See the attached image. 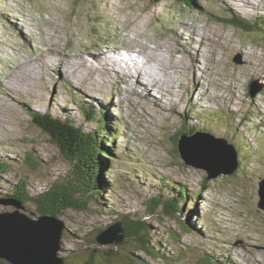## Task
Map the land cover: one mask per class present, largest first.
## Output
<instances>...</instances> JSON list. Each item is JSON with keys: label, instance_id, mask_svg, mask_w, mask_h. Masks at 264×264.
Here are the masks:
<instances>
[{"label": "rangeland", "instance_id": "rangeland-1", "mask_svg": "<svg viewBox=\"0 0 264 264\" xmlns=\"http://www.w3.org/2000/svg\"><path fill=\"white\" fill-rule=\"evenodd\" d=\"M234 15L258 24L264 0H169L155 6L150 0H0V163L7 166L0 175V200H11L3 196L20 178L34 196L71 173L61 150L33 125L32 112L84 120L79 104L85 103L98 114L105 109L122 126L102 194L87 211L68 210L60 218L66 224L60 256L67 264H87L90 250H97L100 264H123L130 253L149 264H167L169 257L173 264H197L206 252L228 264H264V210L258 207L264 90L250 95L252 83L264 85V32L231 25ZM142 49L164 62L155 69L160 78L161 69L167 75L162 92L125 84L116 76L123 75L120 67H105L103 54L128 60L132 50ZM88 56L92 61L82 65ZM136 59L141 62L140 54ZM147 67L152 71L155 64ZM189 112L191 124L199 127L193 137L210 134L235 148L234 175L209 179L206 169L182 159L174 137L188 126L183 117ZM29 154L38 163L34 167ZM180 188L189 193L181 205L188 233L162 208L149 213L145 205L161 191L167 200ZM200 188L205 191L198 197ZM24 208L20 211L39 218L32 203ZM16 210L0 205L1 213ZM130 213L149 225L151 242L167 261L128 243H97L99 231ZM0 264L9 263L0 259Z\"/></svg>", "mask_w": 264, "mask_h": 264}, {"label": "trees", "instance_id": "trees-1", "mask_svg": "<svg viewBox=\"0 0 264 264\" xmlns=\"http://www.w3.org/2000/svg\"><path fill=\"white\" fill-rule=\"evenodd\" d=\"M167 1L169 0H150L154 6ZM175 1L179 4L186 0ZM191 1L194 3V0ZM190 9L191 13H193V9ZM165 18L167 24L170 25L171 15L168 14ZM262 19L258 24H251L245 23L237 15H234L229 20V23L237 28H243L248 31L256 29L253 32L260 35L259 31L264 32V18ZM79 105L84 120H78L74 116H70V114L66 115L65 119L55 117L52 113L42 114L32 112L31 114L33 125L37 126L50 137L51 141L61 150V153L71 165V173L66 179L51 183L47 188H44L34 196H31L28 190L29 183L26 178H20L18 184L14 186L13 192L3 196L7 199L20 202L23 206L32 203L35 217L54 214L60 219L63 213L68 210L87 211L90 205L95 204V201L102 194L103 185L107 183V181L104 182L105 172L114 161L112 157H114L117 148L116 140L119 138L120 131L122 130L121 123L111 122L110 114L105 109L101 110V113L98 114L94 105L87 106L85 103ZM189 114L190 112L187 113L186 117H183L188 126H185L186 128L174 137L176 144L180 142L182 136H186L187 134L193 136L199 132V127L191 124ZM196 117L205 121L202 115L196 114ZM84 121L93 124V128L84 126ZM205 129L207 130V128ZM27 159L32 167L38 164L33 155L29 154ZM6 170L7 166L0 163V175L5 173ZM171 184L173 185V183L165 181L163 185L171 186ZM204 191V188H200L197 191V196H201ZM164 193L161 191L160 195L152 198L145 204L147 211L149 213H156L158 209L162 208L164 214L176 218L178 222L183 224L182 230L185 233L190 232L191 229L182 221L183 208H181V205L188 202L189 193L184 188H180V190H174L173 197L166 198L167 200H164ZM60 220L63 221L62 219ZM119 222L122 223L125 229V243H128L137 252L146 253L153 260L167 261L168 256L157 250V247L152 244V234L149 225L143 219H139L137 214L130 213L121 216L113 225ZM102 232L103 230L99 231V233ZM175 240L178 241L176 238ZM96 255L97 250H90L88 252L87 264H100V262L97 263L95 260ZM129 255L128 260L123 264H149L145 259L134 253H130ZM222 260H217L213 254L206 252L198 260L197 264H228V261ZM175 261V259L169 257L165 263L173 264ZM110 264L113 263L111 262Z\"/></svg>", "mask_w": 264, "mask_h": 264}, {"label": "water", "instance_id": "water-1", "mask_svg": "<svg viewBox=\"0 0 264 264\" xmlns=\"http://www.w3.org/2000/svg\"><path fill=\"white\" fill-rule=\"evenodd\" d=\"M237 63L240 60H236ZM264 90V85L254 82L250 85V95L255 97ZM182 159L189 166L206 169L209 179L221 175H234L239 169L235 148L226 139L210 134L196 137L182 136L179 142ZM199 153L201 156H199ZM258 207L264 210V180L260 183ZM17 208L14 213L0 212V259L9 264H66L60 256L63 249L62 238L66 224L54 214L32 218L21 212L22 203L14 200H0V205ZM125 229L117 223L100 233L96 241L107 246L125 243Z\"/></svg>", "mask_w": 264, "mask_h": 264}, {"label": "bare ground", "instance_id": "bare-ground-1", "mask_svg": "<svg viewBox=\"0 0 264 264\" xmlns=\"http://www.w3.org/2000/svg\"><path fill=\"white\" fill-rule=\"evenodd\" d=\"M194 36H195V33H194ZM134 52H136V53H134ZM137 54H140L141 62H139L136 59ZM107 56H110V57L106 58ZM113 56L114 55H112V53H109V55L108 54H103L102 55V57H104V59H107V62L105 64V67L107 69L111 68L113 70H115V69L119 70V68H117V67H120L123 70V75H119V74H118L119 76L116 75L119 78V80H121V82H124L125 84H130L132 86H135V87H137L138 89H140L142 91H146L147 90L150 94L154 90L162 92V90L160 88H163L164 86H166V85H164L163 82H165V79H166L167 75L165 74V72H163V69H161V73L163 74L161 76V78L163 77V82H162L160 76L157 74V71H155V69L157 70V67L160 69V67L162 65H164L163 64L164 62L161 61V60H157L150 51H147V52L144 53L143 49L140 50V51H133L132 50L131 51V55L128 57V60H126V58L122 54L118 55L114 59H111ZM99 57L100 56H98V58ZM88 58L92 59L93 57H90V56L86 57L87 60H88ZM90 61H92V60L84 61V64H83L82 61L80 60L82 65H85V64L87 65V63L90 62ZM149 63H151V65L155 64V67H154V69H152V71L147 67V64H149ZM150 78L151 79L154 78L155 81L153 83L152 82H145V80H148ZM157 81H159V84H156ZM139 93L143 94V92H139Z\"/></svg>", "mask_w": 264, "mask_h": 264}]
</instances>
